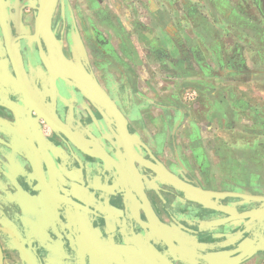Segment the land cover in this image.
<instances>
[{
  "label": "flooded vegetation",
  "instance_id": "af4514ba",
  "mask_svg": "<svg viewBox=\"0 0 264 264\" xmlns=\"http://www.w3.org/2000/svg\"><path fill=\"white\" fill-rule=\"evenodd\" d=\"M40 2L0 0L1 264H264V138L203 141L183 103L178 126L155 130L131 80L114 87L82 0L52 18L67 60L73 36L84 44L93 74L80 80L47 54ZM226 5L264 36V0ZM92 79L124 122L82 87Z\"/></svg>",
  "mask_w": 264,
  "mask_h": 264
},
{
  "label": "crops",
  "instance_id": "0c3cea01",
  "mask_svg": "<svg viewBox=\"0 0 264 264\" xmlns=\"http://www.w3.org/2000/svg\"><path fill=\"white\" fill-rule=\"evenodd\" d=\"M226 1L82 0L99 45L113 54L114 87L131 80L129 92L155 130L168 120L178 126L183 103L203 141L228 131L264 138V36L229 13ZM196 90L198 107L188 97ZM205 161L198 155L194 167ZM208 161L219 169L224 160Z\"/></svg>",
  "mask_w": 264,
  "mask_h": 264
},
{
  "label": "water",
  "instance_id": "95a60500",
  "mask_svg": "<svg viewBox=\"0 0 264 264\" xmlns=\"http://www.w3.org/2000/svg\"><path fill=\"white\" fill-rule=\"evenodd\" d=\"M58 1L59 0H41L40 7L36 13V31H38L47 41L49 47L47 54L51 57L59 58L64 63H66V70L68 72L74 73L77 77V80H80V75H87L88 72L92 78L93 72L89 67L86 50L79 35L77 34L75 37H72V42L70 45V57L72 60L70 61L65 58L60 47L61 41L55 37L54 32L52 31V18L58 6ZM92 80V82L84 80L82 87L86 89L89 96L94 101L98 102L100 105H103L107 110L109 109L110 113L117 116L121 121L123 118L119 113L115 103L110 100L98 82L94 79ZM124 133L126 136H134L133 133L128 131V128H125Z\"/></svg>",
  "mask_w": 264,
  "mask_h": 264
},
{
  "label": "built area",
  "instance_id": "2783aa9c",
  "mask_svg": "<svg viewBox=\"0 0 264 264\" xmlns=\"http://www.w3.org/2000/svg\"><path fill=\"white\" fill-rule=\"evenodd\" d=\"M189 98L191 97V96H188Z\"/></svg>",
  "mask_w": 264,
  "mask_h": 264
}]
</instances>
